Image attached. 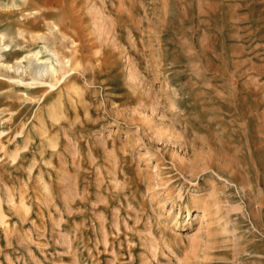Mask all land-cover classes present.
<instances>
[{"label":"rangeland","instance_id":"374dc122","mask_svg":"<svg viewBox=\"0 0 264 264\" xmlns=\"http://www.w3.org/2000/svg\"><path fill=\"white\" fill-rule=\"evenodd\" d=\"M32 1L4 62L79 64L0 69V264H264V0Z\"/></svg>","mask_w":264,"mask_h":264},{"label":"bare ground","instance_id":"6f19581e","mask_svg":"<svg viewBox=\"0 0 264 264\" xmlns=\"http://www.w3.org/2000/svg\"><path fill=\"white\" fill-rule=\"evenodd\" d=\"M32 6H33L32 0H20V3L14 2L12 4V7L16 8V9L17 8L28 9L29 7L31 8ZM37 12H40V11L35 9L31 13H37ZM53 14H54V12H52L50 10V8L41 13V15L44 17V19L47 20V23L51 26L52 30L57 32L64 39L68 38L69 34L66 33V31L62 28V26L59 24L60 22L57 23L55 21H52L53 19L49 20ZM57 14H58V12H57ZM40 36L44 38V36L42 34ZM4 40H5V34L2 33L0 35V69L1 68L7 69V70L8 69L9 70L15 69L16 73H18V72H20V69H22V70L24 69V65H22V64L25 60H27L29 63L28 70L30 69L29 74L31 76V78L29 80L25 78V75L24 76L18 75L17 77H9L8 78L11 83H14L15 85H20V86L26 88L24 91H22V93H23L22 96L27 101H33V99H34V97L30 96L29 93L27 92L30 89L49 87V88H51L50 90H57V89H59L60 85L63 83V80L65 78H67V75L69 73L74 72V70H76V69L78 70L77 63L79 61L76 62V60L72 56V54H71V56L65 55L63 52L59 51L58 49H56L54 51V53H53V55H51V57H47L45 59L42 58V50H38V51L30 52V53L24 55L23 57H20L19 59L15 60L14 64L4 62L5 61V60H3L4 59V53L10 50L9 45L8 44L6 45ZM73 55H75V54H73ZM53 56H54L53 61L54 62L56 61L54 64L52 61ZM55 64H57L58 67ZM61 72H63L64 74L62 75ZM60 75H62V76H60ZM69 77H71V76H69ZM69 83L72 85L71 82H69ZM70 84H69V86H71ZM46 92H47V90L45 91V93ZM56 119H58V118H56ZM1 134L2 133L0 132V136H1Z\"/></svg>","mask_w":264,"mask_h":264}]
</instances>
